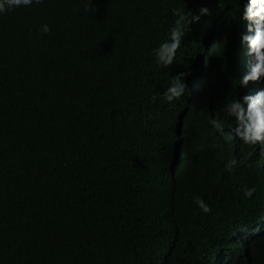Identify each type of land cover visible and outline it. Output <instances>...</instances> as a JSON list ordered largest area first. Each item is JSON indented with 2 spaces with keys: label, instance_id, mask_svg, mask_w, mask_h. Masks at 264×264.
Returning <instances> with one entry per match:
<instances>
[{
  "label": "trees",
  "instance_id": "16d2710c",
  "mask_svg": "<svg viewBox=\"0 0 264 264\" xmlns=\"http://www.w3.org/2000/svg\"><path fill=\"white\" fill-rule=\"evenodd\" d=\"M90 2L0 15V264H209L216 250L226 261L210 264H264V154L238 139L212 148L208 131L247 94L244 0H93L89 14ZM201 6L209 14L158 67L152 49L167 39L172 9L190 17ZM184 71V96L162 102ZM244 186L256 188L251 198ZM178 224L166 254L162 240Z\"/></svg>",
  "mask_w": 264,
  "mask_h": 264
},
{
  "label": "clouds",
  "instance_id": "9594fccd",
  "mask_svg": "<svg viewBox=\"0 0 264 264\" xmlns=\"http://www.w3.org/2000/svg\"><path fill=\"white\" fill-rule=\"evenodd\" d=\"M42 0H0V15L14 11L21 7H31L34 3L39 4ZM84 10L87 13L97 11L93 5V0L85 4ZM191 12V11H190ZM209 14V8L201 6L196 14L191 12L190 17L179 8L172 9V15L176 17L173 25L169 28L167 39L158 44L152 52L155 57V63L158 67L167 69L173 64L177 50L181 47L182 40L189 30V26L198 23L202 16ZM241 21L245 22L246 31L240 35V44L243 47L242 53L246 56L248 70L238 79V86L246 88L247 94L230 100L221 108L224 114L221 118L213 116L208 120L210 125L209 134L212 135L213 142L210 147L215 148L219 141L230 143L238 139L244 145H251L258 149V152L264 154V0H244L241 10ZM39 31L47 34L51 31L48 24H43ZM187 72H178L171 75L167 86L160 93L162 102L172 104L179 101L184 96L187 89L185 78ZM203 78V77H202ZM205 81V79L203 78ZM201 78L192 79L188 87L190 100L199 102L201 99L198 94L199 83H203ZM199 82V83H198ZM204 84V83H203ZM202 84V85H203ZM152 101L156 97H150ZM238 160L233 157L224 168L227 172L234 171ZM183 166L180 165V169ZM181 171V170H180ZM240 191L241 189H237ZM256 192V188L244 186L242 194L245 198H251ZM193 203L201 213L207 214L211 211L209 204L200 196L193 197ZM264 224V220L262 224ZM260 225V220L255 224V228ZM179 224L173 230L164 243V252H171L178 242ZM218 255V261L224 263L226 258L223 251L216 250L210 252L208 263L210 264ZM229 264V263H226Z\"/></svg>",
  "mask_w": 264,
  "mask_h": 264
},
{
  "label": "bare ground",
  "instance_id": "6f19581e",
  "mask_svg": "<svg viewBox=\"0 0 264 264\" xmlns=\"http://www.w3.org/2000/svg\"><path fill=\"white\" fill-rule=\"evenodd\" d=\"M260 227V231H264V225H261V226H259Z\"/></svg>",
  "mask_w": 264,
  "mask_h": 264
}]
</instances>
